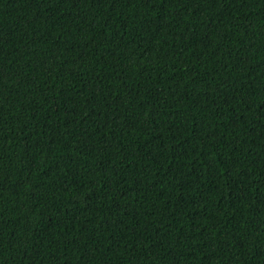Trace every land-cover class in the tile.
<instances>
[{
	"label": "trees",
	"instance_id": "obj_1",
	"mask_svg": "<svg viewBox=\"0 0 264 264\" xmlns=\"http://www.w3.org/2000/svg\"><path fill=\"white\" fill-rule=\"evenodd\" d=\"M0 264H264V0H0Z\"/></svg>",
	"mask_w": 264,
	"mask_h": 264
}]
</instances>
